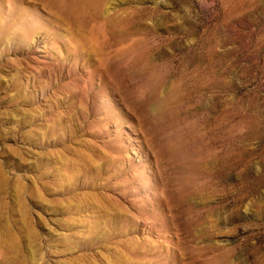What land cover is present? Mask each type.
I'll list each match as a JSON object with an SVG mask.
<instances>
[{
    "label": "rangeland",
    "instance_id": "374dc122",
    "mask_svg": "<svg viewBox=\"0 0 264 264\" xmlns=\"http://www.w3.org/2000/svg\"><path fill=\"white\" fill-rule=\"evenodd\" d=\"M51 1L0 0V264H264V0Z\"/></svg>",
    "mask_w": 264,
    "mask_h": 264
},
{
    "label": "bare ground",
    "instance_id": "6f19581e",
    "mask_svg": "<svg viewBox=\"0 0 264 264\" xmlns=\"http://www.w3.org/2000/svg\"><path fill=\"white\" fill-rule=\"evenodd\" d=\"M102 1H106V0H102ZM51 3L53 5L56 4V0L51 1L50 4ZM91 4H92V0H78V1H76L74 3L72 1L71 6H70L69 9H67L65 11H59L60 14H61V16H62V18H63L62 20L65 21L67 24H69V23L72 24V25L78 24V18H77V16L78 15L85 14V12H86L85 10L87 8H89L91 6ZM77 38L74 37V40L76 41V43L81 44L82 46L85 47V43L83 42V38L81 37L80 38L81 40H79ZM70 53L73 56H76V55H80V54H83V55L86 54V55H88L89 52L87 53V51H86V52H82L81 53V52H77L76 50H74V51H70Z\"/></svg>",
    "mask_w": 264,
    "mask_h": 264
}]
</instances>
